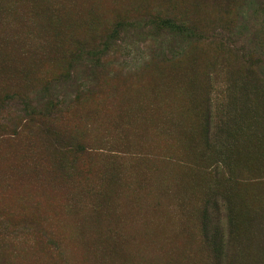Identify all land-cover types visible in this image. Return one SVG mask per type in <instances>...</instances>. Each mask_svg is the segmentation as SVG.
I'll return each instance as SVG.
<instances>
[{"label": "rangeland", "instance_id": "rangeland-1", "mask_svg": "<svg viewBox=\"0 0 264 264\" xmlns=\"http://www.w3.org/2000/svg\"><path fill=\"white\" fill-rule=\"evenodd\" d=\"M11 92L84 151L0 145V264H264V0H0Z\"/></svg>", "mask_w": 264, "mask_h": 264}, {"label": "trees", "instance_id": "trees-1", "mask_svg": "<svg viewBox=\"0 0 264 264\" xmlns=\"http://www.w3.org/2000/svg\"><path fill=\"white\" fill-rule=\"evenodd\" d=\"M165 25H167L165 28H167V30L169 32H181L182 28L176 24H174L171 21H165L164 22ZM31 33L28 35L27 40H26V47H28V49H30L32 46H28L27 42L30 40V36ZM43 43H45V41H43ZM40 50H42L39 47H36ZM86 59L84 61L87 62V60L89 61L88 65H86V67H88L89 71H93V69H95L97 66L96 61L99 60V57H95L92 55H85ZM72 57H76L73 59H78L80 58V56L78 55V53L75 56ZM67 78H70L69 76V71H62L59 73V75L54 78V81L52 83V85H56L58 84V81H64ZM42 92L47 91V88H43L41 89ZM1 95V94H0ZM40 100L43 99V96L39 97ZM14 101V103L16 105H22L23 107H19L18 110H20L21 112H23V116L24 117H19L18 125L20 126V131H14L11 132L10 134L5 132L4 133V128L5 126L3 124H0V145H7V146H14L17 145L19 146L20 143V135L23 134L24 132H28V133H32L34 130L37 129H42L43 128V134L45 136L46 141H51L50 138H52L51 146L53 147V153L56 156L55 158V165H57L58 167L63 166L64 168L67 167V165H70L69 168H72L74 166V157L72 156V152L75 155L81 154L84 150L79 148V147H73L72 145H65L63 143H61V141H63L60 137H59V132H57V129L55 128L54 125H52V123L49 122L50 117L49 115L46 116L45 110L48 109H55L58 106L57 103H50V100H46L45 102L39 103L37 101L35 102H27V99H25L24 96H21L18 94V92H11L10 94H4L0 96V107L3 106L4 104H8L10 101ZM16 128V126H15ZM19 129V128H18ZM28 130V131H25ZM10 131V130H9ZM12 131V130H11ZM60 131V130H59ZM7 133V134H6ZM5 137H11V139L9 138H5ZM114 253H119L118 249H116L114 251Z\"/></svg>", "mask_w": 264, "mask_h": 264}]
</instances>
